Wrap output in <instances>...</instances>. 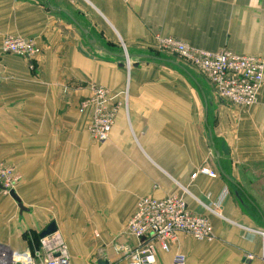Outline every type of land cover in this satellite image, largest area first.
Wrapping results in <instances>:
<instances>
[{
	"label": "crops",
	"instance_id": "obj_1",
	"mask_svg": "<svg viewBox=\"0 0 264 264\" xmlns=\"http://www.w3.org/2000/svg\"><path fill=\"white\" fill-rule=\"evenodd\" d=\"M157 34L264 58V0H0V164L24 207L0 189V253L33 255L24 233L54 222L70 264H126L138 201L178 195L214 240L180 233L162 262L264 264L250 230H264V79L250 107H232L208 96L202 73L150 49ZM6 36L39 45L32 68L3 50ZM92 85L121 102L104 143L80 110ZM204 165L218 175L192 178ZM218 200L224 218L204 206Z\"/></svg>",
	"mask_w": 264,
	"mask_h": 264
},
{
	"label": "built area",
	"instance_id": "obj_2",
	"mask_svg": "<svg viewBox=\"0 0 264 264\" xmlns=\"http://www.w3.org/2000/svg\"><path fill=\"white\" fill-rule=\"evenodd\" d=\"M157 45L166 52L174 53L179 58L188 61L194 68L204 75L212 85L218 99L232 107H250L257 97L258 90L264 79V58L258 55L237 54L227 48L208 51L195 48L188 43L170 36L157 34ZM3 50L28 60L30 68L33 60L40 53L39 45L29 37L6 36L2 41ZM123 65L129 72L131 58L123 45ZM127 97V89L122 93V99ZM121 105L115 100V95L102 86L92 85L91 94L82 103L80 110L89 108L90 122L88 132L90 136L104 143L108 137L115 116ZM205 174L216 177L218 172L204 165L193 172L191 177ZM14 179L7 186L0 183L2 190L12 189ZM225 194H222V198ZM221 202V201H220ZM219 200L212 205H204L212 213L224 218L220 211ZM128 232L137 239L135 246L127 251L126 264H186V257L182 253H175L170 262H162L159 254L170 251V247L178 239L180 233L196 240L212 237L211 225L205 215L191 211L185 200L178 195L163 198L142 197L134 213L127 222ZM264 238V230L250 228ZM39 247L33 255L39 256L43 252V264H70L66 242L58 230L40 237ZM28 251L12 253L6 256L0 253V264H34V257ZM252 258V255H248Z\"/></svg>",
	"mask_w": 264,
	"mask_h": 264
},
{
	"label": "rangeland",
	"instance_id": "obj_3",
	"mask_svg": "<svg viewBox=\"0 0 264 264\" xmlns=\"http://www.w3.org/2000/svg\"><path fill=\"white\" fill-rule=\"evenodd\" d=\"M155 37H156V35H155ZM155 42H154V44L152 45V46H150V49H152V50H154V52H157V53H162V55H164V56H166V57H169V58H172V59H177V60H179V62L180 63H182L183 65H187V66H190V67H192L193 69H195L196 71H198L196 68H194L190 63H188V61H186V60H184V59H181V58H179L176 54H174V53H169V52H166V51H164L163 49H161L158 45H157V43H156V39L154 40ZM190 45V44H189ZM192 46V45H191ZM121 52H122V54L124 53V48L122 47V45H121ZM208 51H213V50H208ZM215 51V50H214ZM123 59V58H122ZM199 72V71H198ZM207 81L209 82V80L207 79ZM209 84L211 85V83L209 82ZM211 87H212V85H211ZM211 90H213V89H211ZM207 93H208V96H211L213 99H218V97L216 96V94H215V92H214V90L212 91V94H210V92H209V90H208V88H207ZM86 100V99H85ZM84 100V101H85ZM84 101H82V103L84 102ZM82 103H81V105H82ZM226 103V102H225ZM81 105H80V107H81ZM0 180L2 181V183H5V185H6V187L7 188H10L9 186H7V184L10 182V181H12L13 180V169H12V166L11 165H3V164H0ZM1 192H3V194L4 193H7L8 191L7 190H1ZM128 222V221H127ZM57 230V229H56ZM60 233V232H59ZM61 234V233H60ZM186 235V234H185ZM29 237V239L30 240H32V242H33V246L34 245H37V247H36V249H38V247H39V242H38V240H39V238H35L34 236H33V234H31L30 235V233H29V231H27L26 233H24V237ZM61 236H62V234H61ZM190 237V236H189ZM62 238H63V236H62ZM192 238V237H191ZM69 239L70 238H67L66 240H67V242H66V240L63 238V240L66 242V244L67 243H69L70 244V241H69ZM194 239V238H193ZM196 240V239H195ZM214 240V235H212V237H210V238H205V239H201V240H198V241H213ZM74 242L75 241H73V243L72 244H74ZM71 245V244H70ZM67 246H68V244H67ZM69 248V247H68ZM249 254H251V253H248L247 255H246V257L247 258H249ZM252 255V258L254 257V255L253 254H251ZM159 257H160V254H159ZM252 258H250V259H252ZM263 259V257H261V260Z\"/></svg>",
	"mask_w": 264,
	"mask_h": 264
},
{
	"label": "water",
	"instance_id": "obj_4",
	"mask_svg": "<svg viewBox=\"0 0 264 264\" xmlns=\"http://www.w3.org/2000/svg\"><path fill=\"white\" fill-rule=\"evenodd\" d=\"M0 188H3L2 185H1V183H0ZM8 193H9V195H10V196H11V197L17 202L19 208H20L21 210H23L24 207H23V205H22V203H21V201H20V198H19L18 195L15 193L14 189H9V190H8ZM54 230H56V225H55L54 222H51V223H49V224L45 227V229H44L42 232L39 233V236H40V237H43V236H45V235H47V234L53 232ZM98 264H106V261H98Z\"/></svg>",
	"mask_w": 264,
	"mask_h": 264
},
{
	"label": "trees",
	"instance_id": "obj_5",
	"mask_svg": "<svg viewBox=\"0 0 264 264\" xmlns=\"http://www.w3.org/2000/svg\"><path fill=\"white\" fill-rule=\"evenodd\" d=\"M34 237L37 239L39 238V233H34Z\"/></svg>",
	"mask_w": 264,
	"mask_h": 264
}]
</instances>
